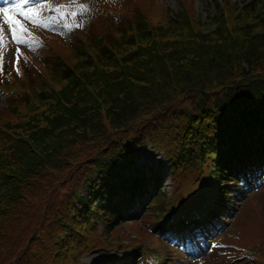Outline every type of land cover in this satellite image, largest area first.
I'll list each match as a JSON object with an SVG mask.
<instances>
[{
  "label": "trees",
  "instance_id": "1",
  "mask_svg": "<svg viewBox=\"0 0 264 264\" xmlns=\"http://www.w3.org/2000/svg\"><path fill=\"white\" fill-rule=\"evenodd\" d=\"M215 6V28L184 8L158 25L114 24L94 71L80 48L81 79L53 61L65 84L46 102L45 125L35 105L1 117L0 264H82L84 252L122 238L116 228L145 191L146 219L159 224L163 172L136 163L148 143L171 165L177 201L195 209L217 197L215 217L235 215L256 188L249 177L264 175V0L237 16L229 2Z\"/></svg>",
  "mask_w": 264,
  "mask_h": 264
},
{
  "label": "rangeland",
  "instance_id": "2",
  "mask_svg": "<svg viewBox=\"0 0 264 264\" xmlns=\"http://www.w3.org/2000/svg\"><path fill=\"white\" fill-rule=\"evenodd\" d=\"M165 3L170 5L173 9H178L180 4L179 0H163ZM194 7L196 8L197 14L204 18H207L209 14L213 15L214 10L209 7L208 2L210 0H193ZM235 2L241 0H234ZM244 1V0H242ZM48 0H3V3L0 2V9H6V11H0V24L5 22L14 21L17 19L19 15L27 22L28 25L34 26L36 23H41L43 25H47V27L51 29H55L61 31L65 35H69L70 32V22L72 21V16L68 14L66 11L61 9L60 13L56 12L53 7L54 4H50ZM42 7H46L45 11V19L41 20L37 15L35 10H40ZM56 7H60L59 4ZM22 30V25L18 22H13L10 25L6 26L3 31H0V53L7 58L11 57V54L14 58L20 57L22 51L17 47L6 48L5 43L11 38H16L20 35ZM15 43L21 48H32L36 46L35 41L30 39L29 37H23L17 39ZM11 53V54H10ZM0 64L2 65V55L0 54ZM9 65L5 64L6 73L3 76H0V85L2 88L4 87L2 82L7 83V91H11L14 87H22L21 80H15L13 76L9 72ZM8 106V95L4 94L0 90V111L2 113L7 112L6 107ZM139 166L141 168H148L152 165L156 167L162 168V171L165 174L164 181L165 187L168 186V189L171 190L170 182H172L171 177V168L169 164L166 162L163 154H160L157 150L152 147H147V149H143L140 152V159L138 160ZM172 186V185H171ZM84 193L87 194L88 190L85 189ZM147 200V199H145ZM261 200L264 201V196L261 197ZM140 209V204H135V212L129 216V223H131L136 218V210ZM264 210V208H263ZM149 227H151L149 225ZM126 235H131L130 229L127 225H125L122 229ZM153 231H156L153 229ZM111 252V251H110ZM102 254V250H95L89 254L83 255L82 261L84 264H105L100 255Z\"/></svg>",
  "mask_w": 264,
  "mask_h": 264
},
{
  "label": "snow or ice",
  "instance_id": "3",
  "mask_svg": "<svg viewBox=\"0 0 264 264\" xmlns=\"http://www.w3.org/2000/svg\"><path fill=\"white\" fill-rule=\"evenodd\" d=\"M0 11H6V9H0Z\"/></svg>",
  "mask_w": 264,
  "mask_h": 264
}]
</instances>
